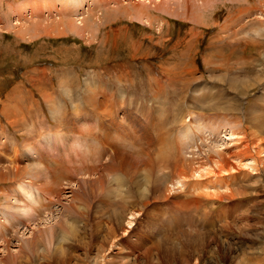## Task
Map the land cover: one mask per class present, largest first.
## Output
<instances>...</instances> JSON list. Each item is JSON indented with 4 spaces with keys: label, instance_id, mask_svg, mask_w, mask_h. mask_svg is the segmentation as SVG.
<instances>
[{
    "label": "rangeland",
    "instance_id": "obj_1",
    "mask_svg": "<svg viewBox=\"0 0 264 264\" xmlns=\"http://www.w3.org/2000/svg\"><path fill=\"white\" fill-rule=\"evenodd\" d=\"M237 1L0 0V212L34 206L0 264H264V0Z\"/></svg>",
    "mask_w": 264,
    "mask_h": 264
},
{
    "label": "bare ground",
    "instance_id": "obj_2",
    "mask_svg": "<svg viewBox=\"0 0 264 264\" xmlns=\"http://www.w3.org/2000/svg\"><path fill=\"white\" fill-rule=\"evenodd\" d=\"M183 1V0H182ZM190 1V0H189ZM192 1V0H191ZM209 1V0H208ZM212 1V0H211ZM235 1H237V0H235ZM239 1V0H238ZM238 1H237V3H238ZM246 1V0H245ZM234 2V1H233ZM81 5V4H80ZM263 5V4H262ZM24 6V5H23ZM78 6V5H77ZM76 5H75V7L76 8H78ZM82 7V6H81ZM80 7V8H81ZM181 8V7H180ZM77 10V9H76ZM78 10L80 11V9L78 8ZM78 11H76V13H77ZM80 13V12H79ZM197 16V15H196ZM81 18H82V14H80V16H79V19L81 20ZM199 18V17H198ZM196 20V19H195ZM197 20H199V19H197ZM198 22V21H197ZM262 22V21H261ZM80 23H82V22H80ZM80 25V24H79ZM82 25V24H81ZM77 26V25H76ZM83 26V25H82ZM74 27H75V25H74ZM73 28V27H72ZM78 28V27H77ZM80 28V27H79ZM79 28H78V30H79ZM76 32H78L77 30H76ZM82 32V31H81ZM233 136H232V134H231V136L229 137V138H232ZM33 141V140H32ZM159 151V150H158ZM219 151V150H218ZM218 153V152H217ZM221 155V154H220ZM222 156H220V158H221ZM222 163H226V164H228V162L225 160V159H222ZM255 164V162H254V160H250L246 165H250L251 167H252V165H254ZM228 166V165H227ZM246 167V166H245ZM247 168V167H246ZM253 168V167H252ZM12 170V173H11V171H10V173H8L7 174V177H9L8 179H13V178H17V176H19V174H20V168H15V167H13V168H11ZM16 170V171H15ZM19 173V174H18ZM23 173V172H22ZM25 173H27V172H25ZM198 173V172H197ZM197 173H195L196 174V176H198V177H200V175H199V173H198V175H197ZM24 174V173H23ZM23 176V175H22ZM6 177V176H5ZM3 179H1V180H4V177H2ZM6 179V178H5ZM4 181H7V180H4ZM9 181V180H8ZM1 182V181H0ZM181 182V181H180ZM179 182V183H180ZM58 190V189H57ZM16 193H17V195L18 196H22L20 199H22V200H24V201H21V200H19L20 201V203H21V205L23 206V208H21L20 209V211L19 212H13V208H12V206H10V204H8L7 206H9L7 209H5L4 210V212H0V217H1V219L3 218H6V223H4V225H3V223L1 222L0 224L2 225V227H0V240H2L3 242H4V245H5V243L6 242H9L8 240H9V238H8V236H7V231H9V232H11V230L12 229H14V226L16 225V223L15 224H12V222L11 221H18V225L19 224H23V225H27V222H29L30 221V219H31V208H33L34 206L31 204L32 202H31V199H32V197H31V191L29 190L28 192H25V195H22L21 193H19V192H17V191H15ZM38 204V203H37ZM36 204V205H37ZM32 205V206H31ZM20 206V205H19ZM21 206V207H22ZM37 207V209H38V206H36ZM12 208V209H11ZM20 208V207H19ZM36 209V208H35ZM6 211V212H5ZM12 211V212H11ZM15 211V210H14ZM37 211V210H36ZM35 211V212H36ZM21 213H23V215L21 214ZM8 217H10V218H8ZM8 218V219H7ZM10 219H12V220H10ZM8 225V226H7ZM10 234V233H9ZM13 236V235H12ZM17 237V236H16ZM11 239V238H10ZM12 241H13V238L11 239ZM10 243H11V241H10ZM9 243V244H10ZM6 247H7V245H6ZM20 253V252H19ZM20 255H21V253H20Z\"/></svg>",
    "mask_w": 264,
    "mask_h": 264
},
{
    "label": "crops",
    "instance_id": "obj_3",
    "mask_svg": "<svg viewBox=\"0 0 264 264\" xmlns=\"http://www.w3.org/2000/svg\"><path fill=\"white\" fill-rule=\"evenodd\" d=\"M24 13H26V11H24ZM31 99V98H30Z\"/></svg>",
    "mask_w": 264,
    "mask_h": 264
}]
</instances>
